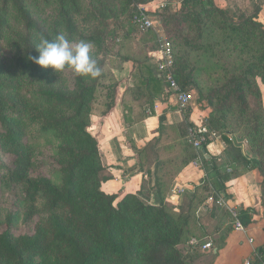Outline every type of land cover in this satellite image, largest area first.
Segmentation results:
<instances>
[{"label":"trees","instance_id":"16d2710c","mask_svg":"<svg viewBox=\"0 0 264 264\" xmlns=\"http://www.w3.org/2000/svg\"><path fill=\"white\" fill-rule=\"evenodd\" d=\"M50 3L56 6L51 29L38 16L41 5ZM82 9L81 0H0V40L6 42L15 56L8 78L0 70V143L13 156L12 165L5 169L2 180L21 189L23 200L31 208L29 219L39 215L32 235L16 236L9 230L0 233V264H44L47 259L46 264H97L110 259L124 264H190L173 252L188 238L197 237L189 236L186 227L179 229L180 225L175 224L177 219L167 213L166 205L152 206L135 195H126L114 206L117 197L101 190V184L110 177L103 176L106 170L99 156L98 141L91 134L90 111L104 77L103 62L97 61L98 77L75 73L71 90L50 84L53 69L43 68L31 59L38 56L35 44L40 37L52 40L60 33L68 38L77 36L76 17ZM218 11L213 0H184L173 22L201 30V23ZM256 19L257 16L246 19L245 28H233V32L249 40L258 32L264 40L262 25ZM79 38L93 45L102 43L100 39L83 35ZM257 51L261 54L254 62L211 93L208 101L212 105L216 100L220 113L231 111L234 105L246 112L248 93L261 99L256 80L259 78L264 84V52ZM187 68L185 62L176 61L174 54L175 80L184 91L195 87L201 100L202 91L186 73ZM12 78L41 86L34 95L18 99L19 87ZM150 84L154 92L159 90V78L150 76L148 90ZM116 89L117 86L115 94ZM114 105L115 97L107 113L101 116L108 114ZM34 111L38 112L37 116L33 115ZM189 113L187 110L185 116ZM163 120L161 117L160 123ZM29 123L39 126L42 136L59 140L56 154L65 163L57 171L58 183L45 176L31 175V157L24 151ZM223 140L228 142L226 138ZM263 144L256 148L253 138L251 148H256L253 153L257 156L250 162L246 156L239 154V157L256 164L264 174V162L260 159L264 160V154L258 152L264 149ZM202 149H206V144ZM221 180L228 179L223 176ZM222 183L219 181V187H223ZM183 223L188 226L186 218Z\"/></svg>","mask_w":264,"mask_h":264},{"label":"rangeland","instance_id":"374dc122","mask_svg":"<svg viewBox=\"0 0 264 264\" xmlns=\"http://www.w3.org/2000/svg\"><path fill=\"white\" fill-rule=\"evenodd\" d=\"M183 1L81 0L83 9L76 17L79 33L69 39L79 41L80 35H83L102 40L100 45H94L92 53L96 61L103 62L104 77L99 83L96 101L92 104L90 111L91 134L96 130L98 118L107 113L112 98H114L117 84L113 77V70L119 67L124 58L135 56L137 60L138 57H147L149 53H152V47L149 49L148 43L153 40L155 42L161 36L172 43L176 61L187 64L186 73H189L190 77L195 80L197 88L202 91L203 98L198 100L199 96L195 87L189 89L192 96L190 104L204 111L203 124L216 134L217 139L229 137L233 143H245L248 147V154L255 158L257 153L253 151L258 148L259 144L264 143V113L261 99L257 98L254 93H248L249 108L246 112L234 105L231 111L225 113L219 112L220 106L216 100H213L211 105L208 99L213 91L221 88L230 78L239 75L248 64L254 62L255 58L261 54L257 50L264 52V40L258 32L250 40L244 35L240 36L233 32V28H245L244 21L258 15L259 7L264 0H213L215 8L219 11L213 12L210 18L201 23L203 26L201 30L187 24L177 23V21L173 22V18L183 8ZM140 7H147V12L156 21L155 32L142 33L132 24V16ZM55 10V4L50 3L47 6L41 5L38 12L42 22L50 26V29L54 28L51 25L55 22ZM163 10H167L164 15L161 14ZM14 58L6 42L1 39L0 70H3L1 73L4 77L8 78L11 72L10 65L13 64ZM74 79L75 73L66 67L59 73L53 70L50 84L72 90ZM12 80L19 87L18 99L34 95L41 86L29 80L16 78ZM187 108L185 113L190 110ZM37 114V111L33 112V115L37 116ZM28 127L24 151L31 157V175L45 176L54 183H58L60 175L57 171L65 163V160L56 154L59 140L54 136H42L37 125L29 123ZM253 138L257 143L256 148H251ZM2 146L0 143V233L9 230L16 236L32 235L39 221V215L29 219L31 208L23 200L21 189L2 180L5 169L10 168L13 162L12 154ZM258 152L264 154V149H259ZM236 154L233 153L235 157ZM187 156L188 159L193 157L191 153H187ZM260 159L264 162L261 157ZM107 174L105 171L103 176H108ZM210 193L214 192L207 188V190L200 191L197 197L188 195L177 208L166 205L167 213L177 219L175 224L180 225L179 229L186 227L189 236L195 235L200 239L201 229L204 231L206 228V225L200 228L197 224V205L206 201L205 197ZM120 200L117 197L113 205L115 206ZM212 202L214 201L207 203V206H211ZM185 218L188 220V226L183 223ZM190 238L176 246L173 253H177L185 258L186 262L192 264L200 257V252L188 248ZM201 242L204 243L205 239ZM48 261V259L45 260L44 264ZM97 264L124 263L110 259Z\"/></svg>","mask_w":264,"mask_h":264},{"label":"crops","instance_id":"0c3cea01","mask_svg":"<svg viewBox=\"0 0 264 264\" xmlns=\"http://www.w3.org/2000/svg\"><path fill=\"white\" fill-rule=\"evenodd\" d=\"M257 22L264 32V3L259 7ZM154 43H148L152 52ZM113 72L117 84L115 105L98 118L92 133L99 144L102 166L110 177L101 184L103 193L120 199L135 195L152 206L177 208L186 196L197 197L200 191L210 188L214 193L197 205L196 217L199 227L213 228L210 233L201 229V237L197 238L205 239L211 247L202 250L188 245L190 250L200 252L192 264H243L247 259H252V264H264V174L239 157L246 156L249 162L254 159L247 145L242 143L241 147L225 137L228 142L218 138L203 143L205 150H196L189 142V130L191 125L203 122L204 111L189 104L186 117L185 109H178L165 92L151 53L137 60L128 57ZM150 76L160 80L156 92L152 84L147 89ZM256 84L264 113V84L258 79ZM187 153L193 157L188 159ZM228 167L233 170L231 175L226 174ZM223 176L228 180L223 182ZM219 181L223 187H219ZM210 199L214 202L207 206ZM217 200L221 206L215 203ZM233 211L244 232L235 230Z\"/></svg>","mask_w":264,"mask_h":264},{"label":"built area","instance_id":"2783aa9c","mask_svg":"<svg viewBox=\"0 0 264 264\" xmlns=\"http://www.w3.org/2000/svg\"><path fill=\"white\" fill-rule=\"evenodd\" d=\"M147 7L138 8L132 16V24L139 29L142 33H147L155 29L156 21L147 12ZM151 58L157 65V73L160 79L165 83V92L170 95L176 102V106L179 110L186 109L191 103L192 96L191 92L182 90L180 85L177 83L174 77V54L171 42L164 37H158L154 43V50L151 53ZM189 142L196 149L201 150L203 143L217 139L214 132H211L204 124L194 125L193 128L189 130ZM232 140V139H230ZM233 173L232 168L228 167L226 169V174L231 175ZM213 199H210V201ZM217 205L222 204L220 200L215 202ZM232 216L235 219V230L244 232L245 228L238 221L237 212L233 211ZM190 246H195L201 248L202 250L209 249L211 247L208 243H202L197 238H191L188 242ZM252 259H247L243 264H252Z\"/></svg>","mask_w":264,"mask_h":264},{"label":"clouds","instance_id":"9594fccd","mask_svg":"<svg viewBox=\"0 0 264 264\" xmlns=\"http://www.w3.org/2000/svg\"><path fill=\"white\" fill-rule=\"evenodd\" d=\"M93 47L91 41H74L60 33L52 40L40 37L35 44L38 56L31 59L35 64L51 68L56 73L67 67L80 76L95 78L100 75V68L92 54Z\"/></svg>","mask_w":264,"mask_h":264},{"label":"water","instance_id":"95a60500","mask_svg":"<svg viewBox=\"0 0 264 264\" xmlns=\"http://www.w3.org/2000/svg\"><path fill=\"white\" fill-rule=\"evenodd\" d=\"M241 147H243V144L241 145Z\"/></svg>","mask_w":264,"mask_h":264}]
</instances>
